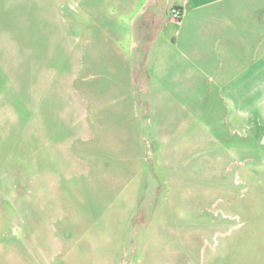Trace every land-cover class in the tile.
I'll return each mask as SVG.
<instances>
[{
    "label": "rangeland",
    "instance_id": "rangeland-1",
    "mask_svg": "<svg viewBox=\"0 0 264 264\" xmlns=\"http://www.w3.org/2000/svg\"><path fill=\"white\" fill-rule=\"evenodd\" d=\"M164 5L0 0V264H264V97L162 84Z\"/></svg>",
    "mask_w": 264,
    "mask_h": 264
},
{
    "label": "crops",
    "instance_id": "crops-1",
    "mask_svg": "<svg viewBox=\"0 0 264 264\" xmlns=\"http://www.w3.org/2000/svg\"><path fill=\"white\" fill-rule=\"evenodd\" d=\"M171 4L189 28L174 40L173 22L178 20L168 12L156 46L157 78L162 84L171 82L173 94L181 98L189 90L191 99L196 98L197 81L204 80V87L215 88L223 103L254 110L264 97V0H165L164 7ZM181 80H188L187 85H175Z\"/></svg>",
    "mask_w": 264,
    "mask_h": 264
},
{
    "label": "built area",
    "instance_id": "built-area-1",
    "mask_svg": "<svg viewBox=\"0 0 264 264\" xmlns=\"http://www.w3.org/2000/svg\"><path fill=\"white\" fill-rule=\"evenodd\" d=\"M171 18L176 20V19H179L180 18V10H178V8H172V11H171Z\"/></svg>",
    "mask_w": 264,
    "mask_h": 264
},
{
    "label": "trees",
    "instance_id": "trees-1",
    "mask_svg": "<svg viewBox=\"0 0 264 264\" xmlns=\"http://www.w3.org/2000/svg\"><path fill=\"white\" fill-rule=\"evenodd\" d=\"M175 8H178L177 6Z\"/></svg>",
    "mask_w": 264,
    "mask_h": 264
}]
</instances>
